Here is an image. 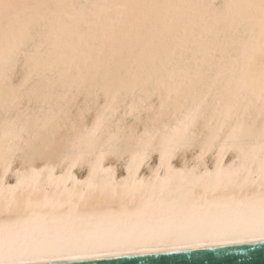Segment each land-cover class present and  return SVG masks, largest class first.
<instances>
[{
  "label": "bare ground",
  "instance_id": "6f19581e",
  "mask_svg": "<svg viewBox=\"0 0 264 264\" xmlns=\"http://www.w3.org/2000/svg\"><path fill=\"white\" fill-rule=\"evenodd\" d=\"M264 242V0H0V264Z\"/></svg>",
  "mask_w": 264,
  "mask_h": 264
},
{
  "label": "water",
  "instance_id": "95a60500",
  "mask_svg": "<svg viewBox=\"0 0 264 264\" xmlns=\"http://www.w3.org/2000/svg\"><path fill=\"white\" fill-rule=\"evenodd\" d=\"M129 262H135V264H264V242L45 264H129Z\"/></svg>",
  "mask_w": 264,
  "mask_h": 264
},
{
  "label": "snow or ice",
  "instance_id": "6c2138e0",
  "mask_svg": "<svg viewBox=\"0 0 264 264\" xmlns=\"http://www.w3.org/2000/svg\"><path fill=\"white\" fill-rule=\"evenodd\" d=\"M163 256V255H162ZM129 264H135V262H129Z\"/></svg>",
  "mask_w": 264,
  "mask_h": 264
}]
</instances>
